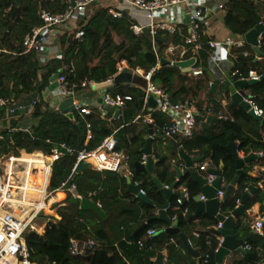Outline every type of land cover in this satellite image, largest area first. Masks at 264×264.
Segmentation results:
<instances>
[{
    "label": "trees",
    "instance_id": "1",
    "mask_svg": "<svg viewBox=\"0 0 264 264\" xmlns=\"http://www.w3.org/2000/svg\"><path fill=\"white\" fill-rule=\"evenodd\" d=\"M74 1L0 0V98L18 101L32 95L37 97L30 114L33 119L31 133L8 132L20 127L18 121L10 120L11 127L1 132L4 136L1 155L18 156L20 152L27 154L34 151L49 155L53 148L61 144L76 151L84 147L92 150L104 137L116 131V149L127 156L126 163L132 173L131 182L140 184L151 203L133 196L128 191L129 185L123 173L89 169L76 175L71 172L75 157L65 156L53 164L50 189L56 190L66 181L74 184L83 198L100 204L106 218L102 219L91 210H83L78 205L62 201L63 205L57 208L62 212L61 218L49 221L45 226L44 235L40 236L35 232L25 235L31 261L35 264H151V259L156 257L154 264H163V256L158 251L165 249L170 253L166 259L167 264H172V259L177 260L178 264H215V251L220 237L215 229L218 221L206 213L195 214L201 187L191 174H184L181 179L175 181L173 175L177 166L170 169L169 164L175 158L184 163L179 156L180 152L201 158L200 162L209 159L208 170L217 171L222 166L221 176L225 183L221 190L225 191L234 178L236 169L234 155L224 147L235 144L238 153L244 157L255 158L245 163V174L239 178L231 197L220 204L219 212L229 216L235 210L237 201L246 193L245 189L253 187L254 192L245 205V211L259 204V212L264 218V172L257 177L249 175L254 167L264 168V120L259 122L251 118L241 106L227 104L223 109L221 100H208V107L211 106L212 109L211 116L205 123H201L200 128L191 137L178 142L151 139V145L155 147L154 159L157 161L155 176L163 187L175 183L176 196L170 199L166 215L169 219L175 217L174 223L180 233L186 235L191 246L199 251L198 259L183 260L181 254L175 252V245L170 242V239H174L185 252L180 240L177 236L168 234L162 223L149 222L143 229L136 231L153 216L155 205H164L166 202L162 190L151 175L145 171H134V164L143 159L141 150L152 131L150 126L142 124L141 119L134 122L137 116L142 118L148 113L145 109L142 112L144 101L141 90L129 85H113L106 88L112 94L128 93L133 97L132 101L126 102L122 113L116 119H113L111 112L101 117L97 108L88 105L92 111L91 115L81 117L75 113L74 119L70 120L61 115L40 94L48 89L50 77L58 71L66 77L69 87L74 86L77 94L85 89L93 91L90 84L106 82L116 73V64L122 60L130 67H138L145 72L155 68L153 82L169 93H172L175 83L180 82V89L172 97L174 101L185 100L189 94L197 96L203 90L206 77L194 79L178 66H170L169 59L161 54L167 45L180 42L178 36L156 37L157 52L167 61L165 64L160 61L156 66L157 58L148 33L135 36L130 30L133 20L126 12L120 19H115L108 14L107 8L96 2L88 5L84 13L77 16L73 28L65 30L62 35L59 34L57 43L62 51L60 59L43 63L37 53L26 52L22 48L23 37L42 24L39 17L41 10L64 12ZM224 14V27L232 36H243L264 21V0H228L224 5ZM78 32L83 35L75 39L74 35ZM243 50L245 49L231 50V72H236L232 77L233 82L246 77L249 71L264 77V34L259 47V60H255L256 54L250 48L247 49L248 56L243 57ZM191 55L192 51L188 56ZM208 57L207 50L200 51L192 67L201 68L203 73L206 72ZM63 67H68V70L61 71ZM83 82L86 87L81 86ZM136 85L142 86L137 83ZM245 90L253 96L264 113V78L247 86ZM201 109L199 107L202 112ZM152 116L159 125L165 121L158 112L152 113ZM219 116L222 118L218 119ZM6 118L8 115L4 109H0V119ZM109 118L113 119L112 122L108 121ZM198 120L201 122L202 118ZM87 123L90 124L91 135L88 143L84 145L87 139ZM126 125L129 126V133L123 136L120 130L116 129ZM163 142H167L163 148L165 151L161 149ZM156 144L159 145L158 149ZM190 171L204 175L193 168ZM183 188L187 189L188 196L182 205H178V192ZM90 193L93 195L89 196ZM56 214L60 215L59 212ZM124 221L128 224L125 225ZM112 223H117L119 229L116 238L118 249L114 247V241L108 234ZM149 229H155L157 233L151 242H147L152 245V249H139L136 243L145 238L144 235ZM262 232L261 236L253 234L244 223L243 217L237 218L234 226L235 237H248L246 244L251 250L245 251L238 260H233L230 264H264V221ZM88 240H93L98 246L95 249H86L84 244ZM71 241L77 246L73 255L69 252ZM184 256L188 254L185 252Z\"/></svg>",
    "mask_w": 264,
    "mask_h": 264
},
{
    "label": "built area",
    "instance_id": "2",
    "mask_svg": "<svg viewBox=\"0 0 264 264\" xmlns=\"http://www.w3.org/2000/svg\"><path fill=\"white\" fill-rule=\"evenodd\" d=\"M228 0H115V5L107 7L108 14L115 19H120L124 12L135 11L144 19V23L133 18V23L130 26V30L135 36H141L144 33H148L151 38L153 51L157 58V65H159L162 57L157 52L155 43L156 37L159 35L178 36L180 42L176 44H169L165 47L164 52L171 55L168 60L170 66H174L177 63H184L190 59L197 61V55L202 50H207L209 55L215 51L219 46L226 44L233 48L245 49L243 50V57H247L249 52L247 49H252L244 40V35L241 40L230 41L229 43L221 41L219 37V29L224 23V5ZM94 0H75L74 4L68 7L64 12L54 13L50 10L43 9L39 13L41 25L33 28L27 33L21 42L22 48L26 52L33 51L39 55L42 61H49L52 59H60V55H54L50 53L51 45L58 41L60 31H63L66 26H75L77 16L84 13L85 8L93 3ZM260 22L259 24H261ZM257 38L258 48L261 45L262 35ZM82 32H78L74 35L75 39L81 38ZM192 51V55L189 57V53ZM253 51V50H252ZM260 57L257 59L259 60ZM68 70V67H63L61 71ZM189 74L193 77H199L203 75L201 68H193L192 66L187 69ZM155 68L145 72L141 68H132L124 60L116 64V73L107 81H112L113 78L121 73H129L133 77H138L143 81L142 86L136 84H125L133 88H138L143 93L144 108L142 112L147 110L142 118L137 116L134 122H138L141 119L143 125H148L152 128L149 139H161L163 141L172 140L175 142L187 139L193 135V133L201 126V123H205L210 118L212 109L211 106L207 109L199 110L197 104L198 101L193 98H187L185 100H173V94L169 93L166 89H163L159 85L155 84L152 80ZM236 72H231L233 77ZM262 78L261 75L256 74L254 71H249L246 77H241L240 81L245 82H258ZM106 81V82H107ZM58 87L49 91L46 90V94L52 101L57 102L66 98L73 99V106L75 107V113L81 117H85L92 114L88 105L82 104L77 100V92L74 90V86L69 87L67 79L64 75L59 73L57 79ZM94 84L91 83L92 87ZM82 87H86V83L83 82ZM101 103L98 107L100 116L105 112L102 110L104 106L111 108L112 110H118L120 115L125 107L127 101H132L131 94H112L106 89L95 91V95L92 102L89 104ZM243 102L247 105L248 111L256 117H263V110L256 104L253 96L243 91ZM152 102L153 106H149ZM34 103L29 106V110L33 109ZM27 107L18 101L12 99L0 98V109H4L8 117H14L18 113L26 111ZM158 112L162 114L165 121L159 125L157 124L152 113ZM74 113V114H75ZM118 115L116 117H118ZM202 118L200 122L198 119ZM222 117L219 116L218 119ZM87 139L84 145L88 143L91 135L90 124H86ZM8 132H23L31 133L30 127H18L10 129ZM115 132L104 137L102 142L92 150H88L85 147L76 151L64 144H61L57 148H53L49 155H44L40 151L43 158L44 167L41 170L44 177L43 186L40 188V197L37 199H31V201L25 200L24 187L17 188V195H13L11 189L13 185H9V179L12 177L14 181H18L19 177L17 173L19 169V160L22 152L18 156L14 155H1L2 142L4 140L3 134L0 133V264H35L31 261L30 252L26 243L25 235L29 232H37V228L50 221L45 212V207L48 206L52 209V206L57 204V201H52L53 196L61 191L66 196H71L79 201L84 199L76 189L74 184L68 183V181L61 184L56 190H50V182L52 177L53 164L59 159L65 156H74L75 162L72 166V173H76L78 167L82 163H89L91 169L97 172L109 171L115 173H123L127 179H131L132 173L129 170L126 159L127 156L118 151L117 141L115 139ZM27 153L29 155L33 154ZM240 157H244L239 153ZM260 156H262L260 154ZM144 163V157L141 161ZM171 163L177 166L181 171L187 170L185 163H181L178 158L172 159ZM29 173L23 174L24 183H26V177L29 175L36 176L40 170L35 168L32 164ZM196 169L203 173L202 176L206 179V185L210 186L216 179V174L213 171L208 170L207 162H196L191 164L190 169ZM184 173V172H183ZM13 181V182H14ZM224 180L221 176V186ZM133 185H140L134 183ZM9 187V188H8ZM141 187V186H140ZM168 189L169 186H164ZM248 189H245L247 192ZM139 195L144 196L145 192L140 188ZM224 192L220 189L217 192V197L221 200ZM93 194H89L92 196ZM188 191L183 188L179 191L177 196V204L182 205L183 201L187 198ZM199 201H205V197L200 195ZM100 208V204L96 203ZM239 200L237 201V205ZM237 207V206H236ZM19 208L20 214L16 215L15 210ZM167 209V208H166ZM165 209V210H166ZM43 218V219H42ZM175 220V217L171 219ZM263 218H258L251 224L250 229L252 232L262 235ZM221 228V223L218 222V230ZM155 229H149L145 233L143 240L137 241L136 245L139 249L151 250L152 245L147 244L151 242L152 238L156 236ZM194 236H198L194 234ZM170 242L176 247L178 246L174 239H170ZM223 242V238L219 237V245ZM98 244L93 240H88L84 247L88 250L95 249ZM216 249L215 253L217 252ZM77 250L76 243L70 242L69 252L71 255L75 254ZM243 250H251V247L246 243L243 244ZM163 264H167L166 261Z\"/></svg>",
    "mask_w": 264,
    "mask_h": 264
},
{
    "label": "water",
    "instance_id": "3",
    "mask_svg": "<svg viewBox=\"0 0 264 264\" xmlns=\"http://www.w3.org/2000/svg\"><path fill=\"white\" fill-rule=\"evenodd\" d=\"M264 33V21L261 24L256 25L253 29L245 33L244 40L246 43H248L250 46H252L253 52L256 54V59L261 56V53L258 48V41L257 38L260 34ZM167 61H165L163 58L161 59V64H165ZM185 63H177L175 66H178L180 68L185 67ZM188 72V70L186 71ZM60 71L54 73L50 79H49V86L48 90L53 91L58 87L57 79L59 78ZM264 78V77H262ZM261 78V79H262ZM140 84L143 85V81L138 77H133L129 73H121L113 78L112 81H107L104 83H97L92 86L93 91H100L103 89H106L108 87H111L113 85H124V84ZM254 81L245 82V81H236V82H230L229 80H225L223 84L227 87L230 97H231V106H241L245 111H247L248 115L259 121L262 122L264 120L263 117H256L252 114L251 111H248L247 105L243 102L242 96L243 91L247 88V86L254 84ZM101 103V100H98V103L92 104L94 107H98V105ZM57 111L61 114L66 116L68 119L73 120L74 119V113H75V107L73 106V99L72 98H66L63 100H60L57 102ZM104 109H108L110 112H112L111 108H107L104 106ZM119 114L118 110H115V115L117 116ZM227 151L231 152L234 155L235 159V169L236 174L232 181L229 183V185L226 187L224 194L221 198V200L217 197V192L221 188V168L217 171H213L216 174V179L213 181V183L208 186L206 185V179H204L201 175H199L197 172H191L190 167L193 161H197L199 159H192L189 156L185 155L183 152H180V156L183 159L185 163V167L187 170L182 173V171L179 168H175V172L177 175V180L181 179L184 174H191L193 178L196 180V182L201 187V193L205 197V201H199V198L197 199V209L195 214L199 213H206L209 216L215 217L219 223H221V228H219L217 231L219 235L223 238V242L218 248L217 252L215 253V264H225V260L233 253H239L243 255L245 251L243 250V244L246 243L248 237L243 239H237L234 234V226H235V220L240 217L245 216V205L247 201L251 198L254 192V188L250 187L246 193H244L240 200L239 204L235 208V210L229 215L225 216L219 212V206L222 202H225L228 200L231 195L234 193L237 183L239 181V178L245 174L243 171V166L245 163H248L250 160L254 159V156H247V157H240L239 153L236 150L235 144H228L224 147ZM141 153L144 157V163L142 162H136L134 164V171L136 173L145 171L149 175L152 176L154 182L156 185L162 190L166 202L164 205H155V208L159 209L158 216L153 217L152 219H149L147 221V224L151 220H159L163 222L165 225H167L166 232L171 235H175L180 240L183 248L187 252L189 256H191L194 259H198L200 254L199 251L196 249H193L191 246L188 237L184 235L183 233H180L179 229L177 228L176 223L171 221L169 217L165 213V209L169 205V201L171 198L175 197L176 194L173 192L175 189V183H173L171 186H169L168 189L163 187V184L157 179L155 176V164L156 160L154 159L152 150H151V139H148L146 141L145 147L141 150ZM91 169V166L89 163H82L77 171L76 175L81 174L85 170ZM127 183L129 185L128 191L132 193L133 195L137 196L139 199L146 201L148 203H151V201L144 195H139L140 185H133L131 182V179H127ZM65 200L69 203L78 205L80 209L83 210H91L95 213H97L102 219H105V213L98 207L96 203H94L89 198H84L81 201L71 197L66 196ZM145 227V225H142L138 230H141ZM252 233L249 235L251 236ZM134 264H138L137 262H134ZM172 264H178L177 260L172 259Z\"/></svg>",
    "mask_w": 264,
    "mask_h": 264
},
{
    "label": "crops",
    "instance_id": "4",
    "mask_svg": "<svg viewBox=\"0 0 264 264\" xmlns=\"http://www.w3.org/2000/svg\"><path fill=\"white\" fill-rule=\"evenodd\" d=\"M96 0H94L95 2ZM98 5L102 6V7H110V6H113L115 5V0H109L107 2V0H100V3H97ZM128 14V16L133 19H138L139 22L141 23H144V19L141 17V15H139L138 13H136L135 11H127L126 12ZM76 24V23H74ZM74 25H69V26H66L64 28L63 31H60L61 35L62 33H64L65 30H69L71 28H73ZM219 37L221 39V41L223 42H227L229 43L230 41H236V40H241L242 37L240 36H232L231 33L223 26L220 27L219 29ZM59 37V36H58ZM231 43V42H230ZM231 50H232V47L229 45L227 47L226 44L224 45H221L219 46L215 51L211 52V54L209 55L208 59H207V70L206 72L204 71L203 75L202 76H199V77H193L194 79H205L206 77V80L204 82V87H203V90L198 94L197 96H193L191 94L188 95V98H193V99H196L198 101V104L197 106L199 105V107H201L202 109L201 110H204V109H207L208 108V100H221L222 101V108L225 109L226 108V105L227 104H230L231 103V97H230V93L227 89V87L223 84V82L225 80H229L230 82H233L232 80V76H231V68L233 66V63H232V58H233V55L231 53ZM50 53L54 54V55H60V53H62L60 47L58 46V43H57V40L56 42H54L52 45H51V48H50ZM39 56V55H38ZM161 57V56H160ZM256 59V57H255ZM258 59V58H257ZM43 63H46L48 61H42ZM126 62V61H125ZM127 63V62H126ZM186 65L184 68H181L183 71H187V69H189L192 64L195 63V61L193 59H190L186 62H184ZM180 68V67H179ZM189 73V72H187ZM125 85V84H124ZM181 87V83L180 82H176L175 85H174V88L172 90V94H175ZM48 90V89H47ZM248 92V91H247ZM86 94V91H83L81 92L80 94H78L79 98L77 100H79L82 104L84 105H89L91 102H92V99L94 97L95 94H93L92 96L90 97H86L85 98V95ZM44 99L48 100L49 101V104H51V106L55 107V102L56 101H52L50 100V98L48 97V94H46V90L41 92L40 94ZM201 96V97H200ZM37 100V97L35 96H30L28 98H23L21 100H18L19 103L25 105L27 108L26 111H23V112H20L18 113L16 116L14 117H8L6 119H0V133L5 130V129H9L11 127V124H10V120H13V121H18V125H20V127H30L33 123V119L30 117V114H31V111L33 109H30L29 110V106L34 103V101ZM149 106H153V103L150 102L149 103ZM198 107V108H199ZM105 114H102L103 117H105L106 113L107 112H110L108 109H102ZM113 113V119H116V115H115V110H112ZM112 118V117H111ZM109 118L108 121H111L113 119ZM200 127H198L199 129ZM197 129V130H198ZM116 130H120V133L123 135V136H126L128 135L129 133V126L126 125V126H122ZM165 145H167V142H163L162 146H161V149L164 150L163 148L165 147ZM156 148L158 149L159 148V145L156 144L155 145ZM151 150H152V153H153V156H154V153H155V147L153 145H151ZM159 151V150H158ZM165 151V150H164ZM35 153H38L40 154L39 152H35ZM23 155L25 156H30V155H27L25 154V152H22ZM31 154V155H33ZM143 155V154H142ZM180 156V155H179ZM190 158L192 159H199L197 161H193L192 164L196 163V162H200L201 158H198V157H195V156H189ZM207 163L209 162V159H206L205 160ZM204 161V162H205ZM176 167L175 165H173L171 162L169 164V168L172 169ZM178 168V167H177ZM181 170V169H180ZM184 172V170H183ZM182 172V173H183ZM264 172V168H261V167H254L250 172H249V175L251 177H257L260 175V173H263ZM174 178H175V181H178L177 180V175L176 173L174 172ZM224 180V183H225V179L223 178ZM223 183V184H224ZM261 187V185H259ZM222 188V187H221ZM220 188V189H221ZM223 191V190H222ZM173 192L175 193V189L173 190ZM224 192V191H223ZM179 193V192H178ZM132 194V193H131ZM56 195L59 196H64V193L61 192V191H58L56 193ZM133 195V194H132ZM200 195H202V193H200ZM135 196V195H133ZM137 197V196H135ZM65 199L63 198L62 200L60 201H57V203H60L59 204V207H61L63 204L61 203L62 201H64ZM259 204H255L253 205L249 210H246L245 212V216L243 217V221L244 223H246L247 227L250 229V226L252 223H254V221L258 218H261V214L259 212ZM55 212H59L60 215H59V218H61L62 216V212L61 211H58V209L55 211ZM158 213H159V209L155 208L154 212H153V216L150 218L152 219L153 217H156L158 216ZM165 213H166V210H165ZM263 218V217H262ZM149 220V219H148ZM147 220V221H148ZM264 220V218H263ZM147 221L144 222L142 225H147ZM172 221V220H171ZM150 222H159V223H162L164 225V228L167 229V225H165L163 222L159 221V220H151ZM174 222V221H173ZM124 224L127 225L128 223L126 221H124ZM141 225V226H142ZM140 226V227H141ZM139 227V228H140ZM138 228V229H139ZM121 229V227H120ZM136 229V231L138 230ZM251 230V229H250ZM108 231V230H107ZM118 231L119 229L117 228V223H112V225L110 226V230L108 231V234L110 235V237H112V240L114 241V247L116 249H118V240L116 239L117 236H118ZM113 232V233H111ZM252 232V231H251ZM254 234V232H252ZM145 236V235H144ZM154 238V237H153ZM116 239V240H115ZM237 239H240V238H237ZM175 241V240H174ZM177 244V243H176ZM191 244V243H190ZM178 245V244H177ZM175 252H178L181 254V256H184L185 252H183L179 246L176 247L175 245ZM194 249V248H193ZM185 250V249H184ZM159 254H161L163 256V261H166L167 262V258H169V251L163 249L161 252L158 251ZM187 254V252H186ZM200 254V253H199ZM240 255L239 253H233L231 254L226 260H225V264H229L231 263L233 260L236 261L240 258ZM189 256V255H188ZM191 257V256H190ZM192 258V257H191ZM183 259V257H182ZM193 260H196L194 258H192ZM185 260V259H184ZM187 260V259H186ZM156 261V257H153L151 259V264H154V262Z\"/></svg>",
    "mask_w": 264,
    "mask_h": 264
},
{
    "label": "bare ground",
    "instance_id": "5",
    "mask_svg": "<svg viewBox=\"0 0 264 264\" xmlns=\"http://www.w3.org/2000/svg\"><path fill=\"white\" fill-rule=\"evenodd\" d=\"M43 163H44L43 158L38 153H35L33 155H30V156L23 155L20 157V160H19L20 171L17 173L19 180L14 181L12 177L9 179V185L10 186L13 185V189H11L13 195L16 196L18 193L17 188L22 186V187H24V190H25L24 191L25 200L30 202L31 199H37L40 197V188L39 187L43 186V181H44V177H43L42 171H41L44 167ZM32 164L35 166V168L39 169L40 172L36 176H31L28 174V176L26 177V181H25L26 183H24L22 185V183L24 182L23 174L29 173L30 169L32 168L31 167ZM45 211L46 212L49 211L48 206L45 207ZM15 214L16 215L20 214L19 208H17L15 210Z\"/></svg>",
    "mask_w": 264,
    "mask_h": 264
},
{
    "label": "rangeland",
    "instance_id": "6",
    "mask_svg": "<svg viewBox=\"0 0 264 264\" xmlns=\"http://www.w3.org/2000/svg\"><path fill=\"white\" fill-rule=\"evenodd\" d=\"M109 0H107V2H108ZM96 2V4L97 3H100V0H96L95 1ZM164 57H166V58H168V59H170L171 58V55H168L167 53H165L164 52V50H163V52L161 53ZM84 91H86V94L84 95L85 96V98L86 97H90V96H92L93 94H95V91H89L88 89H85ZM198 97H199V95H198ZM201 97V96H200ZM79 98V96H77V99ZM21 156H23V154L21 155ZM51 190V189H50ZM56 197V198H55ZM65 197H66V195H64V196H59L58 197V195H54L53 196V199H52V201H60V200H62L63 198L65 199ZM56 205V204H55ZM55 205H53L52 206V209L50 210L49 209V211L48 212H46V214H47V216L49 217V219H50V221H54V220H57V218H59V216L56 214V210H57V208L59 207V205H56V207H55ZM55 207V208H54ZM45 227H43V225H41L40 227H38L36 230H37V232H35L36 234H38V235H40V236H42V235H44V233H45ZM182 250V249H181ZM183 251V250H182ZM184 252V251H183ZM183 257V260L184 259H187V261H191L190 259H191V257L190 256H182ZM155 264H158L157 262L155 263ZM230 264V263H229Z\"/></svg>",
    "mask_w": 264,
    "mask_h": 264
}]
</instances>
